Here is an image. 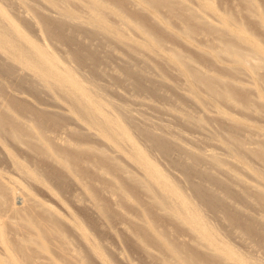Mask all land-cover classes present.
Segmentation results:
<instances>
[{"label": "rangeland", "instance_id": "rangeland-1", "mask_svg": "<svg viewBox=\"0 0 264 264\" xmlns=\"http://www.w3.org/2000/svg\"><path fill=\"white\" fill-rule=\"evenodd\" d=\"M92 2L96 4L98 8L96 10L107 23L121 33L120 36L96 32L98 33V35L95 34L97 38L95 35L93 38L89 34L93 27L86 20L94 10L91 7ZM155 4L157 5L150 6L145 0H0V8L4 15L27 39L43 48L62 65L71 69L84 84L88 82L90 85H87L92 86V79L94 78V82L95 79L97 80L99 85L94 89L97 90L102 100L107 102L108 110L115 112L117 109L114 106L120 104L122 107L123 105L132 113L131 116L134 114L133 117L136 120L132 117L133 120L140 122H135L136 125L139 124L138 126L142 127L144 120L145 127L157 131L156 133H165L163 135L176 139L177 141H175L180 146L194 149V151L200 150L199 152H203L204 155L214 151L213 154L216 153V156L224 158V167H228L229 171L232 170L231 173H237L242 177L243 185L248 183L252 188L250 190L248 187L251 196L247 199L248 201H244L240 196L243 192L240 190L244 188L239 186L242 185L239 184L240 181H237V184L234 181L235 186L233 184L230 188L233 191L232 194L224 196L227 203L225 204L230 207L228 208L230 211L233 210L237 213L238 210L237 214H240L241 217L251 219L253 228L250 235L243 234V230L235 221L233 223V221L227 220L222 208L215 207L208 208V210L204 204L197 202L189 180L184 179L185 176L180 174L181 171L173 164L171 165L169 159L171 156L172 159L175 158V153L170 154L169 157L162 156L155 148L147 144V141L142 139L133 127H130L131 130L129 128L130 135L141 148L142 153L155 163L165 174L167 180L184 192L193 202L199 203L202 214L208 224L214 228L219 239L238 253L256 259L257 264H264V237L261 235V232L264 231V208L259 206L252 197L255 187L264 192V177L258 179L255 175L256 171L264 169V166L252 155L246 154L247 156L245 155L240 161L235 156L233 159L228 150H223L225 148L223 144L225 145L227 137L231 138V135H235L241 140L244 139L246 144L251 145L252 143L254 146L251 147L257 145L264 147V68L254 70L247 66L232 65L220 51L221 43L224 40H234L232 34L237 32L244 33L264 50V0H157ZM62 7L69 8L76 14L73 19H70L73 25L64 26L62 29L65 37L73 38L71 41L46 33L43 26V29L41 28V21L38 20L44 14L47 17L50 15V19H58ZM28 15L32 19H29L31 17ZM64 19L66 20L64 25H67L68 22L72 24L69 19ZM144 30L157 40L155 45L148 44L149 35ZM81 42L98 50L95 51L97 54V68L95 67V69L102 70V73L95 72L94 76L89 66L83 64L80 67L74 62L71 51L77 45L80 46ZM96 43L99 47H96ZM140 43L143 45H139ZM241 46L247 49L249 43H243ZM171 51L181 54L189 66L199 69L200 72L228 79L233 95L220 100L211 97L202 86L192 85L183 66L169 58ZM124 63H130L129 65H132L133 68L144 67L142 68L145 70L143 73H147L145 78L151 81L143 79L145 85L142 88H135L131 85L132 82H128V78L123 82L122 78L125 76L121 72V66ZM2 64L4 61L0 59V65ZM83 66H87V69L90 68V73H87L89 71ZM103 73L104 76H102ZM89 74H92L93 78ZM6 78L5 76L0 77V96L4 98L3 100L7 97H9L7 100L10 98L19 102L21 100V103L27 105V108L30 107L29 110L33 109L35 113L45 110V112L49 111L50 114L62 117L60 118L63 120H60L61 122L56 123L54 120L44 122L41 131L43 130L42 133L44 132V136L49 140H47L48 143L44 142L49 147L53 146L52 149L59 150L58 148H61L63 151L65 149L67 153L73 151V154L76 151V155L79 156L78 167L72 174L73 171L63 169L54 159L45 155L43 157L39 152V155L33 154L35 151L30 150V140L25 134L24 136L21 134L22 137L17 140L20 144H17L16 139H13L7 132H0V180L22 187L32 200L51 209L61 219L63 244L59 242L60 239H57V235L53 238L55 235L53 231L47 236L49 240L45 242L50 243L48 245L51 247H48L52 248L53 254V257L50 252H47L49 257L45 254V259L48 258L49 262L43 260L44 253L38 251L35 244H30L27 248L30 255L33 256L32 252L37 251L35 253L37 256H33L34 259L31 263L29 262L30 264L39 262L41 264L42 261L43 264H47V262L48 264H61L62 262H57L60 259L61 261L65 259L64 264H78L82 263L84 259H86L84 261H90L87 264H98L99 261L100 264H178L161 244L160 239L169 240L182 250L192 251L203 262L217 263L218 260L213 257V253L211 255L210 250H206L199 243L200 241H197L195 236L185 228L184 224L171 215H167V212L159 207L154 201L156 198L153 193H149L129 179L131 175L142 178V171L134 163L130 164L131 161L126 156L128 152L124 153L125 151L122 150L117 152L118 157L112 156L113 153L116 154V151L114 152L112 148L108 149L103 137L96 130L88 127L77 117L76 113L70 112L69 103L59 94L60 98H57L55 92H50L52 96L43 92L44 96L40 92L42 96L38 101L27 92L20 88L17 89L16 84L8 77ZM89 79L92 81L90 80V82ZM19 90L20 92H18ZM1 92H4L3 95ZM3 100L0 99V112L3 111V107L7 103V100H5L6 102ZM109 102L115 105L113 104V106ZM134 102H137V105ZM56 105L61 108H57ZM174 114L178 115V118L181 115V118L178 120ZM185 114H188L194 122H200V125L196 127L197 124L194 125L193 122L192 126L191 124L187 125L188 123L182 121ZM18 115L22 114H13L17 122H23L26 118L25 121L28 120V122L24 121L25 123L21 124L28 126L30 122L29 127H34L33 115L29 112L24 113L22 118ZM65 116L66 118H64ZM66 119H74V121ZM141 122L143 123L141 124ZM88 131L92 132V135ZM62 140L64 145H61L63 144ZM59 141H61L60 144ZM99 148H102L107 155L111 154L112 159L116 158L115 161L125 170H120V172L114 167L106 168V166L100 165L97 162ZM13 157L15 161L23 164H21V168L24 167L25 171L28 170V174L17 167ZM53 160L60 168L52 164ZM211 171L213 172L214 169L211 168ZM217 171L219 169L216 168L214 174L218 178L221 177L220 179L228 180L232 184L234 178L232 179L229 174L226 175L227 172L224 173L226 170H223V175ZM58 172L63 174L59 175ZM25 173L30 176L26 177ZM34 174L36 177L31 176ZM38 175L40 179L37 178ZM55 175L60 178L62 176V181ZM192 176L191 180L203 185L207 184L206 187H209L210 183L207 180L203 181L205 179L201 180L196 175ZM225 176L230 178L226 179ZM52 177L53 179L58 178V182L61 181V183H56L57 181L51 179ZM210 186L222 195L221 187ZM118 188L122 191H119ZM19 197H17V205L25 201V198L23 200ZM27 201L23 202L25 208H34L33 211L38 218L37 211L41 215L42 212L40 213L39 210L42 207L32 203L31 200L28 201L31 202L30 207ZM95 202L103 203L108 208L106 217L100 216L101 214L94 205ZM248 202L251 203L248 204ZM30 209L28 210L30 211ZM33 211H31L32 215H34ZM27 217L29 215H15L3 210L0 212V236H4L10 246L24 243V238L28 233L25 226ZM80 231L83 232L85 238H81ZM31 250L34 251L31 252ZM62 250L66 251L62 252ZM90 250L101 251L100 257L96 255L98 258H95V253ZM38 252L39 257L43 253L41 257L43 259H38ZM59 252H62V255ZM66 252L74 254V259ZM64 253L68 257L64 256ZM0 255H2V250H0ZM35 257L39 260L38 262L36 260V263L34 262ZM54 257L57 260L52 259ZM59 257L60 259H58ZM69 257L72 259L70 260ZM75 257L79 259H75ZM52 260L53 262L50 263ZM84 261L83 263H85Z\"/></svg>", "mask_w": 264, "mask_h": 264}, {"label": "bare ground", "instance_id": "bare-ground-1", "mask_svg": "<svg viewBox=\"0 0 264 264\" xmlns=\"http://www.w3.org/2000/svg\"><path fill=\"white\" fill-rule=\"evenodd\" d=\"M145 1L148 2L150 6L157 5L155 4L157 0H145ZM91 7L94 10H92L91 15L86 20V22L93 27L92 28L93 30L89 31V34L92 37L95 34L98 35L99 32H101L102 34L106 33V34L115 35L117 37L120 36L121 33L116 28L109 25L107 21L103 18V16L96 10L98 8L94 2L91 3ZM59 14L60 16L58 19H50L51 18V17L49 18L50 15L47 17L45 16L46 14H44V16H40V19L38 20L41 21L40 24L42 23L41 28L43 26L46 33L50 35H54L59 38H63L68 41H71L73 40V38L70 36L65 37L63 35L62 29H64V26L73 25L70 19H73L76 16V14L73 10H70L69 8H66V7H62V9H60ZM28 16H27V19H28ZM64 18L69 19L72 24H69L68 22L67 25H64V22H66ZM29 19H32V17ZM144 31L147 33L146 30ZM148 35H149L148 44L155 45L157 43V40L154 39V37L150 33ZM91 36H90V39H91ZM232 36L234 37V40H224L220 45V51L222 52L223 55H225L228 58V60L232 63V65L234 64L238 66L239 65L247 66L254 70L258 68L259 69L264 68V50L256 42L250 40V38L244 33L237 32L235 34H232ZM243 43H249V46L247 49L241 46V44ZM71 44H73V42H71ZM81 44L80 46L77 45V47L73 46L75 48H73L71 51V57L73 60H75L74 62L80 65V67H82L81 65L83 64L89 66L91 70L93 71L94 74L93 73L92 74L94 76L96 75L95 72L102 73L101 72L102 70L97 71L98 69H95L96 59H97V56H96L97 54L95 53V51H98V50L93 49L91 46H87L86 44H83L82 42ZM95 45L96 47L98 46L97 43ZM139 45H143V44L140 43ZM169 58L173 60L174 62H177L183 66L184 71L187 74V76L190 78V82L192 85L197 84V85L202 86L211 97L223 100V99H226L228 96L233 95L232 87L230 85L231 83L228 79L223 78L218 75H209V74L200 72L199 69L193 66H189V64L186 62L187 60L181 54L175 51L169 52ZM0 59L4 61V64L0 65V75L5 76V78L8 77L9 79H11L10 81L16 84L17 89L20 88L22 91H25L28 94H30L33 97V99H36L38 101H39V97L42 96L40 95V92L41 93L47 92V94L49 95H51L50 92L52 93L55 92V94L57 93V98L61 96V98L65 99L69 103L68 108L70 112L76 113L77 117H79L81 121H83L86 125H88V127H91L92 129L96 130L103 137L108 149L111 150L112 148L114 152L116 151L115 152L116 154H114L112 150V153H113L112 156L116 155L115 157H118L117 156L118 151L124 150L125 151L124 153L128 152V155L126 156L128 157L127 159L131 161L130 164L134 163V165L142 171L141 173L142 178H139L138 176L134 177L131 175V178L129 179H132L133 182H135L138 186L144 188L149 193H153L154 197L156 198L154 201L157 202L159 207L165 210L167 212V215L168 214L171 215L174 219L184 224L185 228L188 231H190L193 236H195L197 241H200L199 243L206 250L208 251L210 250L209 253L210 254L213 253V257L214 258L216 257L218 260L217 263L203 262L201 259H198L196 255L193 254L192 251L182 250L177 244L169 240L160 239L159 241H161V244L164 245V247L167 249L170 255L174 258V261L176 263L178 264H257L258 263L256 259L247 257V255L238 253L236 250H233L227 247L226 244L219 239L216 231L214 230L212 226L208 224V222L205 219V216L201 212L199 203L204 204L207 207V209L208 208L213 209L215 207H220L222 208L224 214L226 215L227 220H231L233 221V223L236 222V224L238 223V225L240 226V229L243 230L244 232L243 234L250 235V233L252 232L253 227H252L251 219L244 218V216L241 217L240 214H237L239 213L238 210L237 211L235 210L237 212L235 213L233 210L230 211V209H228L230 208L229 206L228 207L226 206L227 203L225 201L224 196H228L231 192H233L232 190H230V188H232L234 181H236L235 184L238 183L237 181H240L239 184H242V185H239V186H242V188H244L243 190H240L241 192L243 191L240 194L241 199L246 201L251 196V194L248 191V187H250V185H248V183H245V185H243L244 181H241L242 179L241 176H239L236 173L238 175L237 176L234 172H233L234 174L231 173L232 171L231 169H230L231 171H229L227 170L228 167H224V164H225L223 160L224 158H220L219 156H216L217 155L216 153L213 154L214 151L212 153L210 152V154L204 155L203 152H199L200 150L194 151V149L191 150V148L188 149V147L186 148L185 146H182V145L180 146V144L178 145V143L176 142L177 141L176 139L175 141L174 139L167 138L169 136L163 135L165 133H161V134L156 133L157 131H152L149 128L145 127L144 124L146 122L144 120H143L144 123L141 122V124L143 123L142 127L138 126L139 124L136 125L135 124L136 118L133 117L134 114L131 116L132 113L129 111L127 107H126L127 109L124 108L125 106L123 105L122 107H120L121 106L120 104L119 105L117 104L118 106H114L115 105L114 103L109 102L112 105L114 104L113 106L117 110H115V112H112L113 111L112 109H111L112 111L108 110L107 102L102 100L97 90L94 89V87L96 88V86H98L99 84L96 82L97 81L96 79L94 82V78L92 74H89V76L91 77L92 75V78H93V79L91 78L93 81L89 79V81L91 80L93 82L91 84L92 86H89L90 83L88 82L84 84L82 80L79 79L73 73L71 69L62 65L52 55L46 52L43 48L39 47L38 45L34 44L29 39H27V37H25V35L11 22V20L8 19L4 15V12L1 8H0ZM129 64L130 63H124L121 66V70H122L121 72L123 73V76L126 77V79H124L125 77L122 78L123 82H125V80L127 81V78H128V82H132L131 85H133L135 88H142L145 85L143 79H147L145 78L147 73H143V71L145 70H142V68L144 67H142L141 69L140 67L139 68L134 67L135 68L134 69L133 67H131L132 65L130 66ZM87 66H83V67L86 68ZM90 68L88 69L86 68V70L89 71ZM87 73H90V71ZM102 76H104V73L102 74ZM121 77H118V78L121 79ZM259 79L262 80L261 78ZM147 80H150V79H147ZM95 83L96 85H93ZM18 92H20V90ZM3 93L1 92L2 95ZM49 95H46V96H49ZM0 97H1L0 99L2 100L4 99L2 98V96ZM7 98L5 100H7ZM5 100L3 101L6 102ZM63 101L61 102L63 103ZM138 106L140 105L138 104ZM29 108H27V105H24L23 103H21V100L20 102L18 100L15 101L14 99L11 100V98L10 100H7L6 106L3 107V111L1 110L0 112V132H7V134L10 135L13 139H16V141L20 140V138L22 137L21 134H23V136L25 134L26 136H28L30 140V143H29V146L31 147L30 150H34L36 153L38 152L41 153L43 157L45 155L46 157L54 159L58 163V165H60L63 169L68 170V171L70 170L73 171L71 172L73 174L74 170H76V168L78 167L77 164L79 161V158H78L79 156L76 155V151L74 152L75 154H73V151L72 153L71 151L67 153L66 150L64 149V151L66 152L65 153L61 148H58L59 150H56L55 148L52 149L53 147L52 144H50L52 147H49L47 144H45L44 141L47 142L48 139L44 136L43 134L44 132L42 133L43 130L41 131V127L43 126L44 122H46L47 120H54L57 123L60 120L63 121L62 119H60L62 117L55 116L56 114L55 115L50 114L48 113L49 111L45 112V110L44 112L40 111V112L35 113L33 109L31 111L29 110ZM57 108H61V106L59 107L57 106ZM127 110L129 111V113ZM13 112L15 114L18 113L22 115L24 113L26 114V112H29L31 115H33L34 125L33 124L32 125L34 127L32 128L29 127L30 122L28 126L27 125L23 126L21 124L26 120L25 117H23L25 118L23 122L22 121L21 122L19 121L20 123L17 122L16 118H14L13 116L14 114ZM55 112L57 111L55 110ZM60 113H57V114H60ZM22 115L20 116L18 115V116L21 117ZM74 116L76 117L75 114ZM174 116L175 117L177 116L176 118L178 120L181 118L180 117L181 115L179 116V118H178V115L176 114H174ZM132 117L135 120H133ZM64 118H66V116ZM182 119H183L182 121L188 123L187 125L189 126L192 122L194 123V125L197 124L196 127L200 125V122L198 121L194 122V120H192L188 114L183 115ZM66 120H70V119H66ZM70 121H74V119ZM25 122L27 123L28 120ZM76 123L78 122L76 121ZM136 123H140V122L138 121ZM130 127H133L136 130V133L142 139L146 140L147 141L146 143L150 144L151 147L155 148L158 151V153H160L162 156L169 157L170 154L172 153L176 154L175 158L172 159V156H171V159H169L171 160V165L173 164L179 171H181L180 174L181 175L183 174L185 176L184 179L187 178V180H189V183H190L189 185L191 186L194 192L197 202H199L198 204L196 202H193L190 198H188L187 195L184 194V192L179 190L172 182L167 180L165 174L155 165V163H153V161H151L149 157H147L146 155L142 153L141 148L137 145L136 141L133 140V137L129 133ZM163 129L165 130V128ZM89 132L90 131H88V133ZM90 135H92V132H90ZM230 137L231 138L227 137L228 139V140L226 139L227 142L226 143L224 142L225 145L223 144V146L227 149L223 147L222 148L224 151L228 150L230 154H232V158L235 156V158L240 159L241 161V158H243L246 154H248V156L252 155L255 159H258L259 162L261 161L264 166V147L262 145L251 147L254 145H252V143L251 145H249L248 143L249 141L247 142L248 144H246L245 141H243L244 139L243 140H241L240 138L238 139V137H236L235 135H231ZM21 140L24 141V139H21ZM29 140L27 141V143L29 142ZM242 141L244 142V145ZM17 142H18L17 144H20L19 141ZM60 142L61 141H59L58 143L60 144ZM61 145H64V142ZM1 149L3 150V148ZM30 152L33 153V151H30ZM35 152L33 154L39 155V153L36 154ZM97 152H98L97 162L100 165L106 166V168L114 167L115 170L118 169L117 171L125 170L124 168L122 169L121 168L122 166H120L118 162L115 161L116 159L115 157H114L115 159H112L113 157L112 158L110 157L111 154L110 156L107 155L106 152L102 148H99ZM118 155L120 156V154ZM43 157H42V160H43ZM13 160H14V157H13ZM47 160L49 159L47 158ZM55 161L52 164L56 165ZM226 161H228L227 158H226ZM15 162H16L17 167L22 169L21 167L23 164L21 163L22 164L21 165L19 162L17 161ZM211 168L214 169V171L217 168L219 169V171L217 172H221V173L224 172L223 170H226L224 173L226 174L227 172L226 175L229 174V176L232 177V179L234 178L235 180L233 179V182L231 184V182L230 181L228 182V180L220 179L221 177L218 178L214 174V171L213 172L211 171ZM63 169H60V170H63ZM23 170L25 171L24 167L22 171ZM25 172L27 173L28 170H26ZM54 172H51V173L54 174ZM123 173H125V171H123ZM27 174L25 176L29 177L30 175H27ZM61 174L63 173H59V175ZM192 175L198 176V178H201V180L205 179L203 181L207 180L208 183H210L209 187H206L207 184L203 185L201 183L191 180L190 177ZM255 175L258 179H262V177H264V169L257 170ZM31 176H35V174ZM229 176H225L226 179H229L230 178ZM38 177L39 175L37 176V178ZM56 177L60 178L59 176H56ZM58 178L53 179L52 177L51 179H53L54 181H57L56 183H59V182L61 183L62 176L60 178L61 181L59 182H58ZM210 185H215L216 188L218 186L221 187L222 192H223L222 195L217 193L213 189V187H211ZM239 186L237 185V188H239ZM249 189L251 190L252 188L250 187ZM118 190L122 191L119 188ZM238 191L239 190L237 189V192ZM253 191H254V193L252 194L253 199L259 206L264 208V192L257 187H255ZM239 193L240 192H238V194ZM18 196H20L23 200L25 198V201L31 200L32 203L33 202L36 203L35 200H32L28 192H26L22 187L18 186L15 183L11 184L9 182H6L5 180L4 181L0 180V212L3 210L4 212L8 211L9 213H12L15 215L16 214L17 215L18 214L29 215V217H27V219L25 220V226L28 230V233L26 234V237L24 238V243L17 244L12 247L9 245L8 240L4 236L3 237L0 236V250H2V255H0V264H28L29 262L31 263V261L34 259L33 256L34 255L37 256L35 254L37 253V251L35 250L36 251L35 252L34 250H31V252L34 251L32 252L34 253V255L31 256L30 255L31 253L28 252L27 250L30 244H33V245L35 244L37 247L36 246H33V247H36L38 251L40 252L42 251L44 253V256H43V253L41 254L44 257L43 259L41 258L42 256L39 257L40 254L38 252L39 260L41 258L43 260L48 261V258L45 259L46 257L45 254L47 255L48 254L47 252H50L52 254L51 252L52 248L49 249V247H51L49 246L50 243H48L49 244L48 245L47 242H45L46 240H49L47 239V236H49V234H52L54 232L55 235L54 236L51 235V236H53L54 238L57 235L58 238L57 237L56 238L60 239L59 242L62 244L64 242L63 240L64 237L61 231L62 229L60 228L61 219L56 214H54V212H52L51 209L41 206L38 203H36V205L38 204L37 206H40V208L42 207L39 210L40 213L42 212L41 215L37 211V214L39 215L37 218V215H35V211H33L34 208L30 209L28 207L30 211L25 208V205H24L25 203H23L25 201L19 200V201H22L21 204L19 205L16 204ZM30 203L28 206L31 207ZM249 203L251 202H248V204ZM94 205L97 207L98 210L97 209L96 210L99 212V214H101L100 216L106 217L108 215V208L103 203L95 202ZM31 211L34 212V215H32ZM241 214L243 215V213ZM263 232H261V235L264 237ZM80 235L82 236V237L80 236L82 239L85 238V235L81 231H80ZM65 251L62 250V252H65ZM90 251L95 253V258L97 256L100 257L101 255L100 254L101 251L99 252V250H90ZM61 253L60 255H62ZM66 253L68 254L69 252H66ZM66 253H64V256L68 257ZM94 253L92 254L94 255ZM70 255L71 254L69 253V256ZM72 255L70 257H73L74 259V254ZM51 257H53V254ZM61 257L65 258L63 256ZM52 259H55V257ZM58 259H60V257ZM71 259L72 258H70V260ZM75 259H79V258L75 257ZM36 260L37 259L35 257L34 262ZM39 260H37V262ZM52 262L53 260L50 263ZM57 262L59 263L62 262L64 264L65 259L64 261H61L60 259V261H57ZM75 262H77V260H75ZM84 262L87 264L90 261L89 262L84 261ZM82 263L79 262L78 264H82ZM100 263L101 262L99 261L98 264ZM41 264H43V261L41 262ZM54 264H57V263H54Z\"/></svg>", "mask_w": 264, "mask_h": 264}]
</instances>
